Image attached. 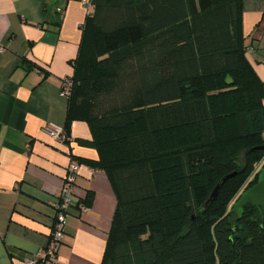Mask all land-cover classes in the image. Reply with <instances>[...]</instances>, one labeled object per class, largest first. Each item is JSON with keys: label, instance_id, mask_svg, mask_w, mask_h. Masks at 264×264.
I'll list each match as a JSON object with an SVG mask.
<instances>
[{"label": "trees", "instance_id": "16d2710c", "mask_svg": "<svg viewBox=\"0 0 264 264\" xmlns=\"http://www.w3.org/2000/svg\"><path fill=\"white\" fill-rule=\"evenodd\" d=\"M93 1L64 126L88 122L100 158L76 159L118 195L102 264H264L259 207L229 222L264 159L242 0Z\"/></svg>", "mask_w": 264, "mask_h": 264}, {"label": "crops", "instance_id": "0c3cea01", "mask_svg": "<svg viewBox=\"0 0 264 264\" xmlns=\"http://www.w3.org/2000/svg\"><path fill=\"white\" fill-rule=\"evenodd\" d=\"M246 55L264 81V0H242ZM63 10V13L61 10ZM86 12L80 0H0V264H25L45 248L54 203L73 158L99 159L90 125L71 123L69 140L58 142L45 126H64L65 77L83 37ZM91 191L93 202L82 211ZM58 264H102L118 195L103 169L80 163Z\"/></svg>", "mask_w": 264, "mask_h": 264}, {"label": "built area", "instance_id": "2783aa9c", "mask_svg": "<svg viewBox=\"0 0 264 264\" xmlns=\"http://www.w3.org/2000/svg\"><path fill=\"white\" fill-rule=\"evenodd\" d=\"M83 4L86 12V18L93 15L95 9V3L93 0H80ZM61 12L63 10L60 8ZM81 25V28H83ZM0 50H4L0 47ZM73 79L71 77H65L62 81L61 94L68 98L72 92ZM44 131L55 141L66 142L69 140V134L62 125L49 124L45 126ZM264 137V132H263ZM264 164V159L261 163L260 168ZM80 163L77 159L73 158L65 172L64 181L61 189L57 194V200L54 203L56 209L54 223L52 225V232L49 236V240L45 248L39 250L31 255L24 258L25 264H58L56 257L58 254L59 247L61 246L64 237L66 235V224L67 216L70 214L71 209L77 203L73 195V188L77 182V176L79 171ZM81 210L84 212L88 209L85 204L80 205Z\"/></svg>", "mask_w": 264, "mask_h": 264}, {"label": "water", "instance_id": "95a60500", "mask_svg": "<svg viewBox=\"0 0 264 264\" xmlns=\"http://www.w3.org/2000/svg\"><path fill=\"white\" fill-rule=\"evenodd\" d=\"M223 178L222 182L227 178ZM219 185L215 188L212 197L216 195ZM251 203L257 207H259L258 212L253 216V220L260 221L261 228H264V215L262 211L264 209V164L259 169L258 179L255 184L250 186L249 188L243 190L238 198V200L234 203L232 214L229 216V222L231 224V229L234 231L238 230V225L236 221L239 220L243 213L244 207Z\"/></svg>", "mask_w": 264, "mask_h": 264}]
</instances>
